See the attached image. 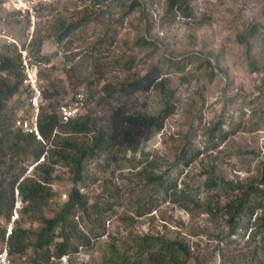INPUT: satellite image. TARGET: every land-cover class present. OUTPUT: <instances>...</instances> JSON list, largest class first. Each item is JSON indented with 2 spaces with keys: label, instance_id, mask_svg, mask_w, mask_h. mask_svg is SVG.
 <instances>
[{
  "label": "rangeland",
  "instance_id": "374dc122",
  "mask_svg": "<svg viewBox=\"0 0 264 264\" xmlns=\"http://www.w3.org/2000/svg\"><path fill=\"white\" fill-rule=\"evenodd\" d=\"M129 1L97 7L86 0H60L39 8L32 25L26 17L0 10V59H15L21 49L36 71L42 94L36 122L39 114L58 117V108L81 94L78 115L95 124L84 136L62 127L47 141L31 134L33 142L25 154L15 146L5 150L0 168V190L5 191V200L0 196V247L12 211L15 177L21 174L17 183L24 177L37 179L34 165L48 159L49 153H44L33 162L36 142L51 150L67 136L89 143L100 128L109 135L110 146L83 160L75 184L72 171L59 162L50 166V182L45 185L50 196L41 208L28 209L18 195L21 206L11 232H28L27 249L12 255V264H31L28 244L41 220L57 215L73 185L89 209L70 215L68 221L83 234L100 236L89 248L79 246L65 264L129 263L139 254L136 237L144 236L180 242L188 251L182 264H264L260 236L251 228L231 234L223 212L205 211L207 205L224 209L229 202L230 196L218 185L262 176L264 0H187L188 18L167 11L165 0H139L133 8H128ZM60 22L77 24L58 43ZM4 77L11 80L0 73V79ZM131 82L140 89L123 90L122 85ZM104 86L113 88L109 96ZM165 102L174 105L173 114L132 154L133 139L153 130ZM22 117L30 120V113L17 88L0 110V135L8 134V144L17 132L28 135L15 125ZM181 149L187 159L193 156L185 166L178 160ZM161 176L175 183L172 195L166 197L159 187L155 177ZM210 181L215 186L210 187ZM143 257L141 253L140 261Z\"/></svg>",
  "mask_w": 264,
  "mask_h": 264
},
{
  "label": "trees",
  "instance_id": "16d2710c",
  "mask_svg": "<svg viewBox=\"0 0 264 264\" xmlns=\"http://www.w3.org/2000/svg\"><path fill=\"white\" fill-rule=\"evenodd\" d=\"M93 6H99L107 2H119L120 0H86ZM139 0H130L128 8L139 6ZM166 10L173 12L174 14H181V16L188 18L190 16L187 12L188 2L187 0H165ZM84 21V20H83ZM77 23L65 24L60 22L55 32L56 41L60 43L62 39H66L70 31H72ZM141 42H146L144 38L140 39ZM41 41H37L36 47L39 48ZM6 46V45H5ZM38 51V50H37ZM5 72L6 76L10 77L9 81L6 77L0 79V110L3 104L8 98H10L20 86L22 73L19 69V53L17 58L12 59L9 57H3L0 59V73ZM123 90L136 91L140 87L137 83H125L122 85ZM105 95L109 96L113 92L112 87H103ZM174 105L169 102H165L162 109L158 112L155 122L153 123V130H145L139 136L135 137L130 147L132 154L135 153L140 142H146L150 136L161 130L163 122L166 118L173 114ZM143 119V116H139ZM64 131L69 130L73 135L84 136L92 129H95V124L90 121L89 117L84 115L82 117L77 116L75 119L69 120L66 123H60L59 118L53 114H39L36 122V129L39 137L42 140H46L49 135L56 128H60ZM74 136L65 137L64 141L59 143L57 149H45V145L37 143L36 148L32 150L33 162L36 161L45 153H49L46 163L35 164L34 168L37 173V179L22 178L18 183L17 180L21 178V174L15 177L13 184L16 183L14 189H16L19 197L28 206V209L41 208L43 204L49 199L50 193L45 185L49 184L51 169L50 166L61 162L64 166L68 167L73 173V182L79 180L82 162L88 157H95L96 154H100L109 148L110 137L103 130L98 128L96 133L91 137L89 143L79 144ZM226 134L222 136L223 139ZM14 141L9 143L8 134L3 133L0 135V168L4 166V159L6 157V149L11 150V146H15L17 152L26 153L28 148L33 142V136L21 135L19 132L13 137ZM22 143V148L18 144ZM45 156V155H44ZM193 157V156H192ZM190 157V159L192 158ZM190 159L186 158L184 149H181L178 156L179 162L185 166ZM112 160H115L112 158ZM21 173V172H20ZM261 179L248 180L244 183L231 185L227 187H221L220 190L227 192L230 196L228 203L224 205V209L220 206L214 205L209 207L207 205L205 211L210 214L213 211H221L225 217L224 222L228 228V232L233 234L240 229L251 228L252 234L260 236L264 241V162L261 164ZM148 180H152L149 179ZM158 181L159 187L162 188L164 195L170 196L175 191V183L166 180L164 177H155ZM215 182L210 181L209 186H215ZM207 186V184H205ZM261 185L263 187H261ZM12 187H10L11 189ZM0 196L5 200V191L0 190ZM192 202L191 198H185L184 201ZM85 198L78 192L76 187L70 189L67 195L66 201L60 206L57 215L50 219H42L41 227L33 237V241L28 244L32 253L31 264H52L56 263L61 256H66L67 261L69 256L75 255L79 246L83 248L90 247V241L98 238L100 235L97 233L83 234L81 231L73 225L68 218L77 212L86 213L89 206L86 205ZM10 207V206H9ZM98 212V211H96ZM58 230L56 234L55 231ZM93 232V228L91 229ZM28 237V232L24 229H14L6 239V245L8 254L11 260L12 255H21L27 249V242L24 240ZM57 239L59 241H57ZM136 248L139 252L137 259L130 261L126 264H141L144 260L151 264H182L181 258L183 255H187L188 251L184 245L180 242L170 241L164 238L158 237H136ZM51 246L49 249L48 247ZM141 253L144 257L140 261ZM50 259L54 261L51 262ZM12 264V262H11Z\"/></svg>",
  "mask_w": 264,
  "mask_h": 264
},
{
  "label": "built area",
  "instance_id": "2783aa9c",
  "mask_svg": "<svg viewBox=\"0 0 264 264\" xmlns=\"http://www.w3.org/2000/svg\"><path fill=\"white\" fill-rule=\"evenodd\" d=\"M60 0H0V10L7 13L18 15L20 17H26L30 25L33 24L34 15L36 11L46 5L58 2ZM2 30H0V38H3ZM9 41V39H8ZM19 53V69L22 73L19 89L25 95V106L29 110L30 120L25 118H19L15 121V125L22 132L35 135L39 138L36 129V116L40 109L42 94L38 87L36 79V71L32 65L31 58L27 55L26 51L21 49ZM72 103L63 104L58 108L57 114L60 123H66L69 120L75 119L78 115V103L82 101V95H74ZM14 201L11 205L12 211L9 214L7 226L4 233V242L0 247V264H11V260L8 254L6 245V239L11 233V225L18 220V211L21 206V201L18 199V193L14 189ZM53 262V259H50ZM67 262L66 256H61L57 264H65Z\"/></svg>",
  "mask_w": 264,
  "mask_h": 264
}]
</instances>
